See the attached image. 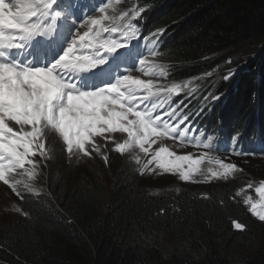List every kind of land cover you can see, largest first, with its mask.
<instances>
[{
  "label": "trees",
  "instance_id": "1",
  "mask_svg": "<svg viewBox=\"0 0 264 264\" xmlns=\"http://www.w3.org/2000/svg\"><path fill=\"white\" fill-rule=\"evenodd\" d=\"M122 1L130 15L140 13L146 33L165 28L159 51L168 81L199 80L234 60L229 50L264 39V0ZM220 79L199 90L225 97L214 107V128L237 133L258 120L264 129V57ZM255 158L242 162L264 161ZM116 169L107 183L62 159L49 165L39 194L20 201L29 216L0 220V264H264V221L237 194L239 178L152 192L134 167Z\"/></svg>",
  "mask_w": 264,
  "mask_h": 264
},
{
  "label": "snow or ice",
  "instance_id": "2",
  "mask_svg": "<svg viewBox=\"0 0 264 264\" xmlns=\"http://www.w3.org/2000/svg\"><path fill=\"white\" fill-rule=\"evenodd\" d=\"M57 5L58 0H0V182L20 201L26 199V194H39L35 179L40 162L48 156L46 139L49 134L58 135L69 158L80 154L91 157L95 153L107 164L108 154L101 149L111 145L109 150L121 155H132L139 149L150 157L144 168L155 164L165 172L178 173L185 181L196 175L205 180L226 179L235 171V165L217 159L223 171L209 168L205 174L200 168V159H194L191 154L177 155L163 145L165 138L175 139L177 135L183 138L185 131L169 127L167 121L157 123L159 116L153 119L158 105L153 103L148 108L145 102L161 93L152 91L157 86L151 79L145 81L124 74L119 71L121 65L110 67L98 77L96 70L105 66L109 57L95 53L77 55L84 47H98L107 53L122 49L115 40L98 39L99 32L92 35L94 29L90 25L98 26L110 19L104 15L108 9L105 0L95 8L100 18L89 15L79 21L74 18L67 46L58 57L44 63L37 52L42 43L37 37L51 36L58 21L64 18L65 13ZM134 16L139 17L140 13L135 12ZM81 28H89V31L81 35ZM102 31L116 32L117 27H105ZM122 31L131 39L137 35V26L127 24ZM139 64L140 70L149 76L163 75V65L146 64L144 58ZM128 67L135 68L136 64ZM233 74L229 70L223 79L228 80ZM185 87L174 84L165 89V94L179 95ZM140 92L145 93L142 98L138 97ZM211 99H219V96ZM163 106V103L159 105ZM168 115L175 117L187 131L191 130L193 114L187 111L183 101ZM117 133L125 138L114 135ZM205 137L207 143L197 138L195 146L211 150L213 136L205 133ZM136 160L139 162L138 156ZM247 187H252L251 182ZM255 192L260 198L261 210L257 211V203L250 199L245 203H250L249 211L264 221V181ZM14 210L24 217L29 216L19 206H14ZM234 227L244 229L241 223L234 222Z\"/></svg>",
  "mask_w": 264,
  "mask_h": 264
},
{
  "label": "rangeland",
  "instance_id": "3",
  "mask_svg": "<svg viewBox=\"0 0 264 264\" xmlns=\"http://www.w3.org/2000/svg\"><path fill=\"white\" fill-rule=\"evenodd\" d=\"M6 2H10V0H6ZM126 7L123 4L122 8ZM99 28V25L97 26ZM89 30L80 29V34L82 35L84 32ZM42 38L45 39L44 42ZM47 37H37L42 43L38 47L37 52L43 54L45 50L50 53V50H53V47H50L46 43ZM71 38V37H70ZM66 40L62 45V48L54 55L55 59L58 57L63 48L66 47L67 42L70 40ZM98 39H100L98 37ZM117 43L121 45H125V40H117ZM85 44H87V38L85 40ZM122 50V49H121ZM120 51V50H118ZM230 55L235 56L233 60L231 57L229 58L230 61L226 62V66L217 65L213 68L207 69L208 72L205 76L198 80V84H205L208 89H212L213 87L219 85L218 80L227 81L223 79V77L229 73V70L234 72L233 75L237 76L236 73L238 70L241 71L245 68H248L245 65L246 62H250V65H257L259 59L264 57V39L261 41H253L251 43H247L242 45L236 49L228 51ZM99 54L100 56H108V62L105 66L98 68L96 70L97 76L107 71L106 66L109 65H121L120 72L124 74L131 75L133 78H139L145 81L150 79V76L145 74L138 69H133L131 71L126 70L125 62L118 57L117 53H107L103 49L97 48H88L84 47L81 49L77 55H92V54ZM113 57H118L114 59ZM241 68L239 69V67ZM106 69V70H105ZM232 76V75H231ZM114 80V77H113ZM145 93L140 92L138 93V97H143ZM148 108H151L153 103L157 104L158 107L153 113V119L155 120L157 116H159V120L156 121L157 123H161L163 121H167L169 127L176 126L179 127L182 131H185V136L181 138L179 135L176 136L175 139L165 138L163 140V145L169 147V150H174L177 155H188L191 154L194 159H200L202 162L200 164V168L203 169L205 174H207V170L209 168L213 169L214 171L220 172L223 171L220 169L219 164L216 163L217 159L222 161L223 163H230L235 165V171L229 173L226 179L231 178H239L242 183L237 185V189L240 190L239 197L247 200H251L252 203H257V211H260L259 208V196L255 192V188L260 186L261 181H264V161H253V162H242L244 156L238 155L230 150H224L220 147L212 146L211 150L203 148L202 146H195V141L199 138L197 135L192 134L191 131H187L185 126L179 124L175 117L169 116L168 113L170 112L169 109L163 107H159L161 103H163L160 99L155 97H149V100L145 102ZM164 105V104H163ZM144 105H141L143 108ZM172 121V122H169ZM117 137L125 138L122 134H114ZM99 141V138H97ZM207 143L208 141L204 139ZM103 144V141H99ZM90 147V146H89ZM111 145H108L105 148H102L101 151H106L108 154L109 162L106 164L101 156L96 155L95 153L92 154L91 157L84 156L80 154L78 157L73 156L69 158V154L65 151V146L63 145L62 140L58 137L57 134H49L46 139V151L48 152V156L46 159L40 162V167L38 169V174L35 179V186L38 190H40L43 186V178L44 173L49 165H51L54 161L58 162L59 160H64L66 165L72 169V172L85 174L88 176H99L103 181L107 183H112L116 177L117 167L126 168L127 166L134 167L135 171L139 176L143 175L145 177L142 178V184L145 189L149 187V190L152 192H158L161 190L162 185H177L178 183H187V184H205L207 181H214V180H225V179H209L205 180L203 176L196 175L192 179L185 181L179 178L178 173H169L165 172L162 169H159L155 166V164L149 165L148 168H144V165L148 163L150 157H146L143 153L136 149L135 153L132 155H121L110 151ZM220 148V149H219ZM139 157V162H137L136 157ZM37 160H40V157H36ZM256 158L255 160H258ZM258 168V169H256ZM141 169H143V174H141ZM262 172L263 174L260 177H257L258 174L256 172ZM97 174V175H96ZM251 182L252 187H247V185ZM14 206H20V200L12 193L11 189H9L6 185L0 182V220H7V218L14 219V216H17V213L14 210ZM251 207V205H250Z\"/></svg>",
  "mask_w": 264,
  "mask_h": 264
},
{
  "label": "clouds",
  "instance_id": "4",
  "mask_svg": "<svg viewBox=\"0 0 264 264\" xmlns=\"http://www.w3.org/2000/svg\"><path fill=\"white\" fill-rule=\"evenodd\" d=\"M245 65L250 67V62H246ZM169 66V64H168ZM241 66L239 67V69ZM245 68V69H248ZM244 70V69H243ZM241 71H237L236 73L239 74ZM169 71V70H168ZM238 76V75H237ZM168 77V74H167ZM168 84H183L186 87L184 88L183 92L179 95H174V106L180 103L181 101L184 102L185 106L187 107V111L192 113L191 119V132L194 135H197L199 139H206L205 133L207 135H212L213 140L211 141L212 146L220 147L224 150H230L238 155L246 157H256V158H263L264 157V129L260 125V122L257 120L256 122H252L250 125L249 123L245 126H242L237 133L233 132H226L221 129H216L212 125L214 122L212 120V115L214 113V107L219 102L222 103L225 100L224 96L217 95L215 92H200V84H198V80H187L181 79L178 81H168L165 78ZM221 84L218 85V87ZM190 90L194 94L193 101L187 100L185 98V91ZM227 90V88H225ZM219 96V99L213 100L211 99L212 96ZM205 103V104H204ZM193 104V105H190ZM173 110V109H172ZM248 130L250 139H246L247 135L244 132ZM199 147V146H198ZM246 151V152H245ZM255 158V159H256ZM247 200V199H244ZM250 203H247L248 209H250ZM251 212V211H250ZM252 213V212H251ZM258 218L257 216H255Z\"/></svg>",
  "mask_w": 264,
  "mask_h": 264
},
{
  "label": "bare ground",
  "instance_id": "5",
  "mask_svg": "<svg viewBox=\"0 0 264 264\" xmlns=\"http://www.w3.org/2000/svg\"><path fill=\"white\" fill-rule=\"evenodd\" d=\"M143 33L145 34V35H147L148 37H151V35H152V32H150V33H146L145 31H143ZM220 149V148H219Z\"/></svg>",
  "mask_w": 264,
  "mask_h": 264
}]
</instances>
